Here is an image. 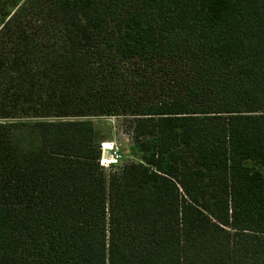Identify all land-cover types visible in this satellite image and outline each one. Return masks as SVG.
I'll return each mask as SVG.
<instances>
[{"label":"trees","instance_id":"16d2710c","mask_svg":"<svg viewBox=\"0 0 264 264\" xmlns=\"http://www.w3.org/2000/svg\"><path fill=\"white\" fill-rule=\"evenodd\" d=\"M0 264H264V0H0Z\"/></svg>","mask_w":264,"mask_h":264},{"label":"rangeland","instance_id":"374dc122","mask_svg":"<svg viewBox=\"0 0 264 264\" xmlns=\"http://www.w3.org/2000/svg\"><path fill=\"white\" fill-rule=\"evenodd\" d=\"M92 121L101 145L103 143H116L120 151L123 153V160L112 166L115 168L114 170L130 163L141 161V154L139 150L135 148V143L132 137L127 135L123 130L120 119L99 116L93 118Z\"/></svg>","mask_w":264,"mask_h":264},{"label":"built area","instance_id":"2783aa9c","mask_svg":"<svg viewBox=\"0 0 264 264\" xmlns=\"http://www.w3.org/2000/svg\"><path fill=\"white\" fill-rule=\"evenodd\" d=\"M102 150L104 151V156L100 160V165L106 170L123 160V153L116 143H103Z\"/></svg>","mask_w":264,"mask_h":264}]
</instances>
